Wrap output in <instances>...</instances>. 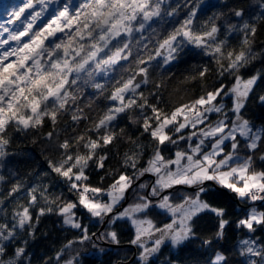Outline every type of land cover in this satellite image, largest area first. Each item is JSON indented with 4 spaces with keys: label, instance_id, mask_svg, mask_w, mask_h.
I'll return each instance as SVG.
<instances>
[{
    "label": "snow or ice",
    "instance_id": "6c2138e0",
    "mask_svg": "<svg viewBox=\"0 0 264 264\" xmlns=\"http://www.w3.org/2000/svg\"><path fill=\"white\" fill-rule=\"evenodd\" d=\"M53 3L20 0L6 22L16 27L0 23V169L14 155L8 149L17 135L39 132L57 141L59 159L49 158L48 168L75 199L57 205L61 197L51 198L47 185L14 184L9 197L23 192L26 201L16 205L11 220L0 214V264H31L28 240L21 244L20 233L34 237L40 218L54 212L79 235L45 264H60L65 249L96 239L76 217L77 209L134 229L130 243L140 249L138 264H154L163 247L199 239L205 216L217 222L215 237H223L232 221L224 218L227 210L215 202L214 189H226L245 205L234 221L248 236L238 242L240 264H264V236L254 238L264 231L259 210L264 208V123L257 126L244 116L264 73L243 75L264 56L252 47L257 23L264 26V0L204 20L205 0H183L188 9L183 19L181 5L173 7L169 0H79L78 6L61 0L52 8ZM207 6L217 7L211 0ZM185 57L203 61L186 69L192 74L180 81L199 83L200 93L170 104L165 92L173 76L159 73L156 79L153 73L170 71ZM213 74L212 84L206 83ZM258 100L264 107V95ZM37 142L38 137L32 140ZM121 148L126 150L120 153ZM117 154L119 168L106 169ZM91 176L111 183L94 186ZM99 238L119 244L115 231ZM214 242L201 240L206 249ZM64 264L81 261L73 257ZM205 264H229V258L213 250Z\"/></svg>",
    "mask_w": 264,
    "mask_h": 264
},
{
    "label": "trees",
    "instance_id": "16d2710c",
    "mask_svg": "<svg viewBox=\"0 0 264 264\" xmlns=\"http://www.w3.org/2000/svg\"><path fill=\"white\" fill-rule=\"evenodd\" d=\"M73 2L78 6L79 0H73ZM19 3L20 0H0V19L6 17ZM169 3L173 7H176L177 4L181 5L178 12L179 18L183 19L188 11L187 8L183 7V0H169ZM211 3L216 4L217 7H208L207 0H205L204 7L206 11L201 16V20L207 19L208 16L216 12L227 14L232 8L250 5L254 7L253 0H211ZM224 5H226V7ZM230 22L236 21L231 20ZM152 27H157V25L153 24ZM233 46H238V41H236ZM252 47L255 53L264 52V26H262L261 22L257 23V35L253 41ZM184 61L185 62H178L170 71L157 68L153 73V77L156 79L160 78L158 75L159 73H163L164 78H168L170 75L173 76V79L169 81L168 90L165 92V97L169 99L170 104L179 100L186 101L200 93L199 83L189 82L187 84H181L180 81L183 80L185 75L192 74L186 71V69H190L192 65L200 64L203 61L200 57H196L195 59L185 57ZM257 72L264 73V56L262 55H258L257 58L252 61L243 71V75L248 77ZM214 78V74L210 75L206 83L212 84ZM224 83H228V81L225 80ZM259 95H264V80L258 81L255 95L248 100L244 110V116L258 125L264 123V107L260 106L258 100ZM84 99H86V97ZM224 101L229 107L231 106L227 98H225ZM217 118L218 116L216 114L212 115L213 120ZM64 119H69V117H65ZM83 127L84 125H81V128ZM121 127H125V125L121 124ZM69 130H71V126ZM44 131L47 132L48 129L45 128ZM132 134L133 130L128 129L127 135ZM135 135L138 136L139 133L136 132ZM37 137L38 142L35 144L32 143V140ZM61 138H63V134ZM126 139L127 136L124 142H126ZM120 143L122 142H116L117 145ZM56 145L57 141L55 139L48 141L39 132L35 131L29 132L27 136L17 135L11 141L8 151L14 153V155L10 158H6L5 166L0 169V174L5 176V181L0 182V214L6 213L8 220H11L12 211L16 205L23 204L26 201L23 192L16 196L9 197L8 194L14 184H21L29 188L33 186L43 188L47 185L49 186L48 195L51 198L55 199L56 197H61L56 200L57 205L75 199L74 194L70 193L67 187L63 185L61 178L57 177L55 173H50L48 168L47 161L49 158L59 159ZM125 150L126 148H121L120 153ZM111 151L116 152V145H113ZM118 155L119 154L110 159L108 165H106V169L111 170L119 168L116 162ZM257 155H259V153ZM261 166L260 162H257V170H259ZM9 170H11V172ZM11 173H15V176ZM46 173L49 174L45 175ZM100 175H104V173L101 172ZM90 180L94 186H102L104 188H107V185L111 183V179L105 182L99 181L98 176H91ZM214 191H216L215 202L217 205L227 210V215L224 218L232 221V223L226 226L223 237L218 239L215 237L217 222L205 216L200 220L197 229L199 239L185 242L176 249L171 248V246L163 247L162 252L157 254L154 264H161L166 258H170L172 264H205V260L213 254V250L224 252L229 258V264H240L243 257L239 255L240 250L238 242L247 239L248 236L246 235L247 230L237 229L234 221L240 218L241 208L245 207V205L240 203L238 199L226 189H220L219 191L214 189ZM102 199L104 202H107L106 195L102 197ZM44 203L45 202L41 200L39 206H43ZM75 212L79 219L88 226L89 233L97 234V238L86 242L84 245L76 244L71 248L65 249L60 264L73 257H77L79 261H81V264H128L134 252L136 251L139 253L140 249L130 243L134 229H131L129 226H124L122 221H118L111 225L107 222L105 227L101 230L104 220L102 221L100 218L90 217L83 209H77ZM108 231H115L117 233L120 244L119 247L107 245L106 243H112L110 238H99L100 234ZM78 235V230L63 225V218L56 215L54 212L40 218L34 237H28L27 231L20 233V243L23 244L24 239L28 240L27 253L31 258V264H45V261L54 259L56 252L60 251L61 248L67 244L68 240L75 239ZM261 236H264V231L258 230L254 238H260ZM210 238L214 239L215 242L212 249H206L202 246L201 240ZM95 248H101L103 252L100 255L95 254ZM90 251H92V253H90ZM130 264H138V259L135 258Z\"/></svg>",
    "mask_w": 264,
    "mask_h": 264
},
{
    "label": "rangeland",
    "instance_id": "374dc122",
    "mask_svg": "<svg viewBox=\"0 0 264 264\" xmlns=\"http://www.w3.org/2000/svg\"><path fill=\"white\" fill-rule=\"evenodd\" d=\"M61 2V0H54V3L51 5V7L52 8H55L56 7V5L57 4H59ZM7 20H8V15L6 16V17H4V18H1L0 19V23H5V26L6 27H8L9 29H14L15 27H16V25H8L6 22H7ZM3 38H7V34L5 33L4 34V37ZM10 43H12V42H10ZM257 126H259L258 124H257ZM167 154V153H166ZM129 202H131V201H129ZM259 210H261V211H264V209L263 208H259ZM150 246V245H149ZM173 249H175V248H173ZM103 252V250L101 249V248H95V251H94V253L95 254H98V255H100L101 253ZM90 253H92V251H90ZM138 256H139V253H137V255H136V258L138 259ZM72 259V258H71ZM62 264H64V262L62 263Z\"/></svg>",
    "mask_w": 264,
    "mask_h": 264
},
{
    "label": "water",
    "instance_id": "95a60500",
    "mask_svg": "<svg viewBox=\"0 0 264 264\" xmlns=\"http://www.w3.org/2000/svg\"><path fill=\"white\" fill-rule=\"evenodd\" d=\"M117 210H120V209H117ZM108 218H109V217H106V219H105V221H104V223H103V225H102V228H103L104 225L106 224ZM106 244H109V245L112 246V247H117V246H119V244H113V243H106ZM134 256H135V254H134ZM134 256H133V258H134ZM133 258H132V259H133Z\"/></svg>",
    "mask_w": 264,
    "mask_h": 264
}]
</instances>
